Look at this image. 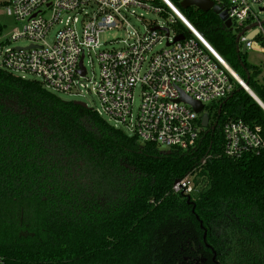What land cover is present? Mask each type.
I'll list each match as a JSON object with an SVG mask.
<instances>
[{
  "label": "trees",
  "instance_id": "trees-1",
  "mask_svg": "<svg viewBox=\"0 0 264 264\" xmlns=\"http://www.w3.org/2000/svg\"><path fill=\"white\" fill-rule=\"evenodd\" d=\"M169 1L264 105L232 29ZM212 108L199 145L163 149L0 69V264H264V149L227 157L221 132L242 120L264 137V109L237 83ZM186 175L193 190L171 192Z\"/></svg>",
  "mask_w": 264,
  "mask_h": 264
},
{
  "label": "built area",
  "instance_id": "built-area-1",
  "mask_svg": "<svg viewBox=\"0 0 264 264\" xmlns=\"http://www.w3.org/2000/svg\"><path fill=\"white\" fill-rule=\"evenodd\" d=\"M156 1L0 0V6L21 25L10 38L0 41V69L22 78L31 74L57 94L81 95L83 88H88L83 79L87 78V62L94 53L100 71L91 90L100 101L101 108L95 110L100 116H107L103 117L107 122L136 135L141 142L154 143L163 149H193L204 132L214 126L208 109L215 110L212 107L232 93L235 83L247 92L250 88L169 0H160L169 11L149 4ZM213 1L227 9L232 26L241 30L239 51L242 46L245 50L253 49L254 44L264 50V21L251 9L257 5L259 13L264 11V0ZM131 5L169 16L162 26L167 31L153 26L140 34L127 21L126 12ZM176 19L194 37L174 41L177 33L169 24ZM54 25L60 27L48 43L45 38ZM113 28L124 29L126 33L117 41L119 47L100 49V34ZM253 30L257 33L248 38ZM163 37L165 47L154 50ZM19 38L26 39L28 44L11 46L10 41ZM86 57L90 58L87 62ZM136 86L141 94L134 113L132 93ZM182 95L201 103L202 110L197 112L189 103L178 101ZM203 113L209 116L206 127L202 124ZM221 132L222 151L227 157L239 158L246 152L264 149L260 126L227 120ZM192 190L189 175L176 180L171 187L173 193L188 194Z\"/></svg>",
  "mask_w": 264,
  "mask_h": 264
},
{
  "label": "rangeland",
  "instance_id": "rangeland-1",
  "mask_svg": "<svg viewBox=\"0 0 264 264\" xmlns=\"http://www.w3.org/2000/svg\"><path fill=\"white\" fill-rule=\"evenodd\" d=\"M151 6H160V2H149ZM251 9L257 14L260 20L264 21V11L258 12L259 11V6L257 5H252ZM169 11V9H167ZM127 16V21L129 24L136 29L140 34L144 33L147 28L153 27V26H158L162 27L166 24L167 19L169 16L166 14L163 15L161 13H157L154 10L147 9L144 7H139V6H134L131 5L126 12ZM0 22L4 25V29L2 32V35L0 36V41L4 42L6 39L10 38L11 34L16 32L21 28V25L17 22H15L14 18L8 14L6 11L5 7L0 6ZM60 26L59 25H54L50 28L45 40L48 43H51L54 37L55 32L58 30ZM128 29H131L128 27ZM232 31L233 33L237 36V34L241 31L236 28V25L232 26ZM173 33V32H171ZM126 35L124 29H108L105 30L100 34V41L102 43L100 49H111V48H118L119 41L120 39L124 38ZM165 37L162 38V40L157 43L154 47V50H159L165 47ZM11 46H16V45H26L28 44V41L24 38H19L17 40H12L10 41ZM240 52L245 56V60L247 61L248 64L254 65L262 69V73L258 77V82L259 84L264 86V82L262 80L264 71H263V65H264V52L253 50V49H246L244 52ZM87 60H90L89 57H86V62ZM99 65L96 60V57L94 53H91V61L87 62V78L91 80V83L86 79H83L84 83L88 84V88H83L82 94L81 95H73V94H67V93H58V95L65 99V100H70V101H81L86 103L88 108H92L94 110L100 109V101L98 97L95 95V93L91 90L92 83L98 80L99 77ZM27 78H34L35 76L31 74L26 75ZM140 87L136 86L133 90V101H132V110L135 113L139 104H140ZM213 112L214 110L210 111V119L213 120ZM104 118L107 116L103 115ZM127 134H130L129 131H125Z\"/></svg>",
  "mask_w": 264,
  "mask_h": 264
},
{
  "label": "water",
  "instance_id": "water-1",
  "mask_svg": "<svg viewBox=\"0 0 264 264\" xmlns=\"http://www.w3.org/2000/svg\"><path fill=\"white\" fill-rule=\"evenodd\" d=\"M180 6L182 8H188L190 6H195L198 9L202 10V11H209L212 10L216 15H218V17L220 18V20L223 22L224 26L228 29H230L232 27V21L230 18H228L227 15V9L224 8V6L222 5H218L215 4L213 0H182L180 3ZM160 28L161 30H165L167 31L166 27H158L155 26L154 28ZM257 33V30H253L252 32H250L248 34V38H252L255 34ZM184 35L183 34H177L174 37V41H180L184 39ZM238 38H239V34H237L236 36V43L238 42ZM237 50L239 51L238 47ZM253 50H257V51H261L264 52V50H262L257 44H254L253 46ZM241 51L244 52L245 51V46H242ZM263 71H264V65H263ZM83 73V72H82ZM262 80L264 82V74L262 77ZM241 88H243V86H241ZM249 95L254 98L263 108L264 105L262 104V102H260L258 100L257 97L253 96L250 92H248ZM184 101L186 103H189L190 105H192V107L194 108L195 111L200 112L203 108L202 104L199 103L198 101H194L192 99H190L189 97L182 95L178 101ZM75 103L80 104L83 107H87L86 103L81 102V101H75ZM208 120H209V116L207 113H203L202 114V124L204 127H206L208 125ZM212 129H214V126H212Z\"/></svg>",
  "mask_w": 264,
  "mask_h": 264
},
{
  "label": "bare ground",
  "instance_id": "bare-ground-1",
  "mask_svg": "<svg viewBox=\"0 0 264 264\" xmlns=\"http://www.w3.org/2000/svg\"><path fill=\"white\" fill-rule=\"evenodd\" d=\"M174 9H176V8H174ZM178 13H179V11H178ZM186 20V19H185ZM186 22L190 25V26H192L187 20H186ZM192 28H194L193 26H192ZM243 85H245L244 83H242ZM246 86V85H245ZM249 91L251 92V94L253 95V96H255V94L249 89ZM256 97V96H255Z\"/></svg>",
  "mask_w": 264,
  "mask_h": 264
}]
</instances>
